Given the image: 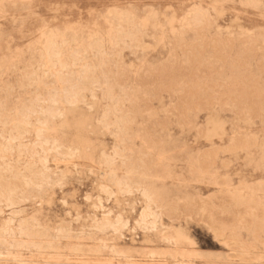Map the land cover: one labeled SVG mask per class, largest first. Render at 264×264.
<instances>
[{"label": "rangeland", "instance_id": "obj_1", "mask_svg": "<svg viewBox=\"0 0 264 264\" xmlns=\"http://www.w3.org/2000/svg\"><path fill=\"white\" fill-rule=\"evenodd\" d=\"M0 264H264V0H0Z\"/></svg>", "mask_w": 264, "mask_h": 264}, {"label": "bare ground", "instance_id": "obj_2", "mask_svg": "<svg viewBox=\"0 0 264 264\" xmlns=\"http://www.w3.org/2000/svg\"><path fill=\"white\" fill-rule=\"evenodd\" d=\"M49 44H50V43H49ZM51 44H52V43H51ZM51 47H53V46H51ZM48 48H49V47H48ZM49 50H50V48H49ZM47 51H48V50H47ZM52 51H54V50H52ZM47 53H48V52H46V56H47ZM49 55H50V54H49ZM51 57H52V56H51ZM51 57H50V58H51ZM48 58H49V56H48ZM50 58H49V59H50ZM71 90L74 92L73 89H71ZM68 91H69V90H68ZM65 95H66V94H65ZM69 95H70V94H69ZM71 95H72V94H71ZM75 96H78V95H75ZM66 97H67V96H66ZM66 97H65V98H66ZM72 97L75 98L74 96H72ZM52 101H53V100H52ZM151 221H152V220H151ZM151 223H152V222H151ZM153 223H154V222H153ZM153 223H152V224H153ZM154 224H155V223H154ZM177 249H178V248H177ZM177 249H175V250H177ZM172 250H173V249H172ZM175 250H174V251H175ZM172 252H173V251H172ZM172 252H171V253H172ZM177 253H178V251H177ZM173 254H174V253H173ZM174 255H175V254H174ZM7 260H8V259H7Z\"/></svg>", "mask_w": 264, "mask_h": 264}]
</instances>
